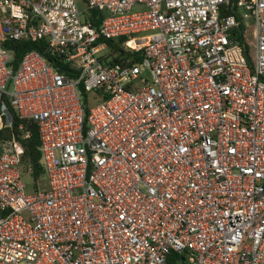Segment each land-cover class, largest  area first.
I'll list each match as a JSON object with an SVG mask.
<instances>
[{"label": "built area", "instance_id": "1", "mask_svg": "<svg viewBox=\"0 0 264 264\" xmlns=\"http://www.w3.org/2000/svg\"><path fill=\"white\" fill-rule=\"evenodd\" d=\"M84 2L98 27L76 0H0V264H264V0ZM120 37L139 60L111 62ZM6 39L72 74L36 50L14 69ZM2 97L37 124L46 189Z\"/></svg>", "mask_w": 264, "mask_h": 264}, {"label": "trees", "instance_id": "2", "mask_svg": "<svg viewBox=\"0 0 264 264\" xmlns=\"http://www.w3.org/2000/svg\"><path fill=\"white\" fill-rule=\"evenodd\" d=\"M103 15V12L97 9H91L86 11L85 18L91 20L92 24L98 27ZM233 31L238 32L237 29ZM105 41L109 48L107 57L112 63L119 62L122 59H129V61L134 62L141 57L140 51H130L124 48V38L122 37L117 39H105ZM2 45L11 53L10 63L14 69L17 68L26 52L36 50L60 72L72 74L67 64H63L58 56L51 55L45 39L36 41L27 39H6ZM81 94L85 97V101H87V93L82 91ZM2 103H4L6 108V116L3 117L9 119L10 125L4 127L1 131V136L5 142L8 141L6 143L7 147H11L13 151L17 150L22 177L24 174H29L35 183V190H39L36 186L38 182H42L44 179V169L39 161L41 152L39 150L40 141L37 124L30 118H20L5 97H2ZM26 134L27 136H25Z\"/></svg>", "mask_w": 264, "mask_h": 264}, {"label": "rangeland", "instance_id": "3", "mask_svg": "<svg viewBox=\"0 0 264 264\" xmlns=\"http://www.w3.org/2000/svg\"><path fill=\"white\" fill-rule=\"evenodd\" d=\"M77 1V5L80 11H82V17L84 18V15L86 13V5L84 0H76ZM244 28V25L242 26ZM246 40L249 44V55L251 58H253L254 56V47H253V38L251 36V28L247 29V33H246ZM8 90H11V87L7 88ZM80 99L82 101V103L84 104L85 107H91L93 105H95L98 101L99 98L97 97L95 92H88L87 93V98L85 101V97L80 94ZM23 181L26 185V191L27 192H33L35 190V183L33 181V179L31 178V176L29 174H24L23 175ZM38 187L39 190L42 189H46L47 188V181L44 178L42 180V182H38L36 188Z\"/></svg>", "mask_w": 264, "mask_h": 264}]
</instances>
